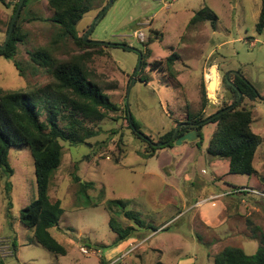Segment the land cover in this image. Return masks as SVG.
I'll use <instances>...</instances> for the list:
<instances>
[{
	"label": "rangeland",
	"instance_id": "374dc122",
	"mask_svg": "<svg viewBox=\"0 0 264 264\" xmlns=\"http://www.w3.org/2000/svg\"><path fill=\"white\" fill-rule=\"evenodd\" d=\"M5 1L0 3V45L6 41L17 3ZM206 7L217 16L216 29L208 21L189 25ZM261 9L262 0H116L97 22V9L86 14L78 31L87 35L94 26L90 42L150 52L136 75L139 54L120 47H108L104 56L93 55L88 63L93 78L119 110L108 113L102 122L86 120L79 136L84 144L61 142L62 163L49 194L53 202L62 203L64 215L51 233L66 246L67 256L56 258L34 243L33 231L22 224L24 208L38 196L35 164L29 146L11 148L13 173L0 168V258L5 264H102V260L107 264H215V256L229 246L255 255L264 239V190L257 178L230 175L226 160L208 155L216 125H204L201 139L182 143L176 139L171 147L164 145L153 158L145 159L142 155L150 148L129 128L126 103L140 126L142 133H138L158 147L161 138L189 116L195 119L201 113L207 118L223 105H231L235 96L225 98L224 77L240 75L259 94L257 100L244 99L241 107L251 109L252 129L263 138L254 166L264 176V31L256 27ZM33 13L44 19L52 16L46 0L31 1L21 19V32L28 36L26 45L19 47L20 61L29 58L28 51L48 45L52 36L50 23L28 19ZM137 31L144 33L145 42L134 36ZM69 52H77L72 43ZM174 53L178 58L169 69H174L175 77L166 72L167 59ZM59 57L67 58L61 53ZM212 71L217 75L212 76ZM202 81L206 88L213 81L207 88L210 102L204 112ZM51 82L45 73L25 80L11 61L0 57L3 90L30 92ZM46 117L43 114L40 121ZM60 126L65 128V123ZM75 179L90 184L85 193ZM110 201L125 203V209L110 210ZM127 210L139 213L158 232L138 230L135 239L103 251L101 246L117 239L111 219L124 227L133 225L124 215ZM83 248L95 254H83Z\"/></svg>",
	"mask_w": 264,
	"mask_h": 264
},
{
	"label": "trees",
	"instance_id": "16d2710c",
	"mask_svg": "<svg viewBox=\"0 0 264 264\" xmlns=\"http://www.w3.org/2000/svg\"><path fill=\"white\" fill-rule=\"evenodd\" d=\"M20 1L17 0V3H15L14 14ZM31 1L25 0L10 41L5 49H0V57L11 61L19 76L25 80L30 77L37 78L45 73L53 79V82L30 92L24 90L6 91L0 88V168H5L9 174L13 173L9 164L11 148L14 146H29L35 164L38 196L37 200L24 208L21 222L26 228L33 231L32 241L57 258L68 254L66 246L61 244L51 233L53 229L58 227L64 215L62 203L60 201L53 202L49 194L53 175L62 163L63 146L61 142L84 144V139L79 136L85 128L86 120L102 122L106 119L108 113H115L119 110L118 105L111 102L104 89L93 78V73L88 69V63L92 56H104L105 49L108 46L87 43L84 39L86 33L81 35L78 31V25L86 14L95 9L100 14L110 0H46L52 16L44 19L43 16L33 13L28 16V19H39L50 23L52 26L50 28L52 29V36H49L50 43L37 48L34 52L28 51L29 58L26 61H20L18 59L19 47L26 45L28 36L21 32V19ZM0 3L6 4V1L0 0ZM207 21L211 22L213 29H216L217 16L208 7L196 13L189 25ZM256 27L258 32L264 31V0H262V9ZM8 32L9 29L7 34ZM71 43L77 49V52L73 55L69 52ZM149 52L148 50L143 53V58ZM59 53L66 54L67 58H60ZM177 58L178 55L174 53L167 59L168 71L166 72L173 77L176 76V72L174 69H169V67H173ZM143 64L145 63L143 62ZM158 64L159 62L155 63V67ZM160 69L164 70L163 67H160ZM229 80L238 87L240 93H242V98L240 99L239 92L224 79V83L235 96L234 103L237 104L230 111L220 114L204 124L216 125V130L212 134L207 147V153L211 158L226 160L230 175L257 178L264 190V176H260L254 166V159L258 148L263 143V138L252 129L253 114L251 109L241 107L244 99L254 101L257 100L259 94L254 86L249 85L245 79H241L240 75L235 74L229 77ZM200 91L203 99L202 111L204 112L210 102L204 81L201 82ZM234 103L223 105L216 113L207 118L201 117V113L195 119L189 116L185 122L178 125L182 127L176 139L192 131H196L199 139H201L200 131L204 125L194 128L191 124L204 122L234 105ZM126 110L129 128L138 140L140 139L150 148L147 154L142 156L145 159L153 158L161 147L155 146L156 144L139 134L141 130L138 122L134 117H132L131 122L129 120L127 104ZM43 114L47 117L44 121H40ZM60 122L65 123V128L60 126ZM176 130L177 128L170 131L161 138L159 143L162 142L166 147H171L176 139L174 141L170 140ZM85 136L90 137L92 133H86ZM167 142L169 144H166ZM75 182L80 185L84 193L90 187V184L86 182L81 183L80 179H75ZM108 206L110 210H113L114 206L124 210L126 205L121 201H110ZM124 215L133 222V225L124 227L115 219H111L110 227L117 235V239L109 246H101L103 251L113 250L122 243L135 239L138 230L151 229L154 233L158 232V229L143 220L139 213L127 210ZM262 244L263 246L253 256L247 255L239 247H226L215 256L214 263L264 264L263 238ZM12 247L16 252L17 246L15 243ZM0 264H5L1 258ZM102 264L107 263L102 260Z\"/></svg>",
	"mask_w": 264,
	"mask_h": 264
},
{
	"label": "water",
	"instance_id": "95a60500",
	"mask_svg": "<svg viewBox=\"0 0 264 264\" xmlns=\"http://www.w3.org/2000/svg\"><path fill=\"white\" fill-rule=\"evenodd\" d=\"M24 2H25V0H21V1H20L19 6H18V8H17V10H16V12H15L13 18H12V21H11V24H10V28H9V32H8V34H7L6 41H5V43H4L3 46L0 45V49H5L6 46H7V44H8V42L10 41L11 36H12V34H13V31H14V27H15L16 20H17V18H18V16H19L20 12H21V10H22V7H23V5H24ZM113 3H114V0H110V1H109V4H108V5L105 7V9L100 13V15L97 17V19L95 20V22H97L99 19H101V18L106 14V12H107V11L109 10V8L113 5ZM93 27H94V26H93ZM93 27L91 28V31L93 30ZM91 31H89V33H87V35H85V37H84L85 42H87V43H93V44H96V45H106V46H108V47L116 46V47L123 48V49H125V50H127V51H135V52H137V53L139 54V64H138V67H137V69H136L135 75L140 71V67H141V65H142V63H143V54H142L140 51H137V50H135L134 48H132V47H130V46H127V45H124V44H107V43H102V42H90V41H89V35H90ZM212 70L217 71L216 68H213ZM213 72H214V71H212V74H213ZM135 77H136V76H135ZM229 77H230V75H227V76H226V79H227L228 82H229ZM135 81H136V80L133 79V81H132V85H134ZM210 84H213V81H211V82L207 85V88H208V89L210 88V87H209ZM229 84H230V82H229ZM132 85L129 86L128 93L130 92V89H132ZM230 85H231L235 90H237V91L239 92L240 99H241V98H242V93H240L239 89H238L237 87H235L233 84H230ZM127 96H128V95H127ZM225 98H226L227 100H231V99L233 98V92H232L231 90H227V93H226V95H225ZM239 101H240V100H239ZM239 101H238V102H239ZM126 104H127V106H128V103H126ZM235 106H236V104H234V105L230 106L229 108H227V109H225V110L219 112L217 115H215V116H213V117L207 119V120L204 121V122H201V123H198V124H191V126L194 127V128H198V127L204 125L206 122H209V121L213 120L216 116H219L220 114H223V113H226V112L230 111V110H231L232 108H234ZM129 120H130V122L132 121V115L130 114V112H129ZM181 127H182V126H179V127L177 128L176 133H175V135H174V137L172 138L171 141H174V140L177 138V136H178V134H179V130H180ZM141 136H142V135H141ZM142 137H143V138H146L145 136H142ZM197 137H198L197 132H196V131H193V132H190V133L186 134L185 136H183V137H181V138H179V139H177V140H179V142L182 143V142H186V141H193V140H195ZM164 145H165L164 143H161L158 147H164ZM155 146H157V145H155Z\"/></svg>",
	"mask_w": 264,
	"mask_h": 264
},
{
	"label": "built area",
	"instance_id": "2783aa9c",
	"mask_svg": "<svg viewBox=\"0 0 264 264\" xmlns=\"http://www.w3.org/2000/svg\"><path fill=\"white\" fill-rule=\"evenodd\" d=\"M134 36L137 37L140 40V42H142V43L145 42V35L143 32L137 31V32H135ZM90 252L91 251H89L88 249H84V248L82 249L83 254L88 255ZM91 253H94V252H91Z\"/></svg>",
	"mask_w": 264,
	"mask_h": 264
},
{
	"label": "flooded vegetation",
	"instance_id": "af4514ba",
	"mask_svg": "<svg viewBox=\"0 0 264 264\" xmlns=\"http://www.w3.org/2000/svg\"><path fill=\"white\" fill-rule=\"evenodd\" d=\"M224 79H226V76L224 77ZM226 80H227V79H226ZM232 84H233L235 87H237L234 83H232ZM237 88H238V87H237ZM228 89H229V88H228ZM228 89H225V90H228ZM233 103H234V102H233ZM233 103H232V104H233ZM234 104H235V103H234ZM236 104H237V103H236ZM167 143H168V142H167ZM167 143H166V144H167Z\"/></svg>",
	"mask_w": 264,
	"mask_h": 264
},
{
	"label": "crops",
	"instance_id": "0c3cea01",
	"mask_svg": "<svg viewBox=\"0 0 264 264\" xmlns=\"http://www.w3.org/2000/svg\"><path fill=\"white\" fill-rule=\"evenodd\" d=\"M213 66H215V65H212V67H213ZM216 67H217V66H216ZM213 68H214V67H213ZM217 68H218V67H217ZM218 69H219V68H218ZM216 75H217V73L212 74V76H216ZM208 84H209V83H208ZM208 84H207V85H208Z\"/></svg>",
	"mask_w": 264,
	"mask_h": 264
}]
</instances>
